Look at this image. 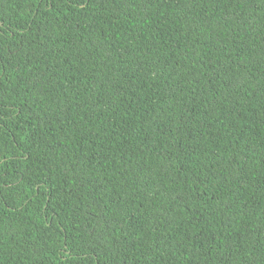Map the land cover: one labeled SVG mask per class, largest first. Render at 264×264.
I'll use <instances>...</instances> for the list:
<instances>
[{"label":"trees","instance_id":"obj_1","mask_svg":"<svg viewBox=\"0 0 264 264\" xmlns=\"http://www.w3.org/2000/svg\"><path fill=\"white\" fill-rule=\"evenodd\" d=\"M0 264H264V0H0Z\"/></svg>","mask_w":264,"mask_h":264}]
</instances>
